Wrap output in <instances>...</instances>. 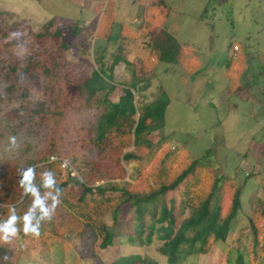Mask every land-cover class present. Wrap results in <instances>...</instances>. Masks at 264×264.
I'll list each match as a JSON object with an SVG mask.
<instances>
[{"label":"rangeland","instance_id":"rangeland-1","mask_svg":"<svg viewBox=\"0 0 264 264\" xmlns=\"http://www.w3.org/2000/svg\"><path fill=\"white\" fill-rule=\"evenodd\" d=\"M163 31L178 43L173 63L153 59L156 38L161 37L158 46L167 42ZM15 32L22 35L12 37ZM118 54L125 62L114 69L115 89L98 91L100 101L117 102L132 69L145 75L144 64L151 67L150 83L140 99L150 103L167 92L171 100L164 127L149 136L153 147L124 150L140 157L122 162L125 175L114 162L101 163L105 155L86 146V139L96 137L105 106L97 99L87 102L78 88L102 60L109 74ZM56 102L64 104L66 113L61 129L53 127L56 118L37 112ZM12 135L16 148L9 143ZM74 151L110 170L112 182L127 181L138 190L153 183L162 160L172 176L203 158L201 178L212 173L226 177L230 190L243 187L242 207L226 241L182 264H237L240 253L245 264H264V0H0V221L7 219L10 206L20 216L27 210L18 182L10 183L21 178L23 169H45L58 160L63 177L71 171L79 176L71 163L62 167ZM173 196L159 197L140 212L125 202L117 219L114 208L106 212L101 219L116 235L106 250L100 241L92 244L91 237L83 239L71 230L53 237L49 227L45 251L41 236L22 235L21 221L16 237L0 241V264H169L160 252L163 206L177 202L178 216L191 214L187 197L182 192ZM55 212L68 215L60 205ZM254 217L258 246L250 230ZM149 236L152 242L147 243Z\"/></svg>","mask_w":264,"mask_h":264},{"label":"trees","instance_id":"trees-1","mask_svg":"<svg viewBox=\"0 0 264 264\" xmlns=\"http://www.w3.org/2000/svg\"><path fill=\"white\" fill-rule=\"evenodd\" d=\"M163 32L167 42L165 45L158 46L162 41L160 36L156 38L153 59H165L167 62L173 63L177 60L173 53L178 43L167 31ZM58 35L59 33L56 32L55 36L58 37ZM101 62H103L102 66L98 65V68L93 71L92 77L78 86L87 102L93 99L99 100L97 92L100 90H108L107 93H110L109 91L115 89L114 69L125 60L119 54L116 55L110 66L109 74L102 69L106 63L105 60ZM143 68L145 74L143 76L138 75L132 69L131 80L123 83L124 94L117 102L108 98L99 100L105 107L94 129L96 137L95 139H86L85 143L86 146L94 147L101 156L105 155L102 160L99 159L101 163L114 162L118 165L119 172L124 175L127 171L121 165L123 161L130 164L134 160H140L137 153L130 151L124 153V150L132 145L153 147L154 141L149 136L152 132L164 127L166 112L171 103L167 92H162L160 97L150 103H144L140 99V92L144 91L150 83L147 73L151 67L144 64ZM98 106L101 107V105ZM37 112L40 114L45 112L48 114L49 120L56 118L57 122L53 126L55 129H61L65 125L66 113L63 103L56 102L47 110L44 109V105H41ZM81 131L83 133L85 130ZM51 144L57 149L60 148V143L56 140L51 141ZM66 157L70 160L71 165L79 171V176H73L69 171L70 173L63 177L64 171L58 160L48 162L45 169L35 168V183L40 188L42 196L48 190L42 187L41 173L46 170L55 173L57 185L62 190L60 206L64 207L68 213V215H61L55 212L51 220L42 222L40 236L42 249L45 251H47L51 240L49 227L54 228L53 237H58L61 232L71 230L83 239L91 237L92 244L100 241V248L106 250L113 245L116 237L111 227L101 219L106 212L114 208V219H117V214L125 202H129L140 212L159 197L172 193L174 195L172 198H177L182 192L187 197V204L191 206V214L187 217L178 216V204L173 202L172 206H168V204L163 206L161 216L158 218V222L161 223L160 229L164 234L163 238H165L160 252L168 259L169 264H182L189 256L208 254L216 242L226 241L232 221L242 207L243 187L233 188L232 186L230 190L231 184L226 177L212 173L201 178L198 167L203 158L195 159L186 169L172 176H170L167 163L163 164L164 160H162L161 168L159 167L157 174L153 175L155 177L153 183L138 190L134 189L136 187L127 181L112 182L111 179L114 176L110 170L100 169L80 151L71 152ZM157 158L158 155L155 156L154 162H158ZM159 159L161 160V158ZM100 181L105 182L97 186L89 185ZM16 182H19V179H14L10 183L16 184ZM21 191L22 204L27 209L32 202V197L23 195V190L21 189ZM119 192H121V196H115ZM118 200H124V202L117 203ZM250 230L255 237L254 245L258 246L259 223L257 217L252 218ZM22 235L26 237L23 230ZM145 242H152V237L149 236ZM0 248L4 251V248ZM237 264H245L242 253L239 254Z\"/></svg>","mask_w":264,"mask_h":264},{"label":"clouds","instance_id":"clouds-1","mask_svg":"<svg viewBox=\"0 0 264 264\" xmlns=\"http://www.w3.org/2000/svg\"><path fill=\"white\" fill-rule=\"evenodd\" d=\"M21 35L20 32H15L12 34V37L19 38ZM9 143L12 148L18 147L17 137L15 135L10 136ZM69 165L70 160H65L62 167L67 168ZM73 175L75 176V173ZM35 181V167L30 166L21 171V178L18 182L19 186L23 190V195L32 197V202L22 216L17 214L15 206L9 207L7 219L0 221V241L8 243L16 237L20 232L18 223L21 221L23 225L22 230L26 236L39 237L42 222L51 220L56 208L60 205L62 190L57 185L56 176L53 171L46 170L41 173L42 187L48 190L43 196ZM4 259L7 260L8 257L5 256Z\"/></svg>","mask_w":264,"mask_h":264},{"label":"built area","instance_id":"built-area-1","mask_svg":"<svg viewBox=\"0 0 264 264\" xmlns=\"http://www.w3.org/2000/svg\"><path fill=\"white\" fill-rule=\"evenodd\" d=\"M238 46L235 47L236 50H238ZM72 170V168H70V171ZM74 171H71V174L73 175ZM74 176V175H73Z\"/></svg>","mask_w":264,"mask_h":264}]
</instances>
